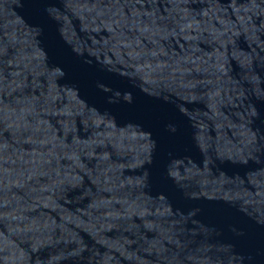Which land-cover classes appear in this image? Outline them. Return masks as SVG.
Masks as SVG:
<instances>
[{
  "label": "water",
  "instance_id": "1",
  "mask_svg": "<svg viewBox=\"0 0 264 264\" xmlns=\"http://www.w3.org/2000/svg\"><path fill=\"white\" fill-rule=\"evenodd\" d=\"M0 264H264V0H0Z\"/></svg>",
  "mask_w": 264,
  "mask_h": 264
}]
</instances>
